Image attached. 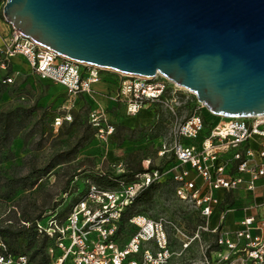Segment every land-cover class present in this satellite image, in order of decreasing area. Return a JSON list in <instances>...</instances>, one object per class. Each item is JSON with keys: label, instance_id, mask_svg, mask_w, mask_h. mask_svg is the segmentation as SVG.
<instances>
[{"label": "built area", "instance_id": "1", "mask_svg": "<svg viewBox=\"0 0 264 264\" xmlns=\"http://www.w3.org/2000/svg\"><path fill=\"white\" fill-rule=\"evenodd\" d=\"M3 52L8 59L22 57L41 81L62 87L68 98L64 109L68 111L76 110L77 100L94 93V86L101 83L105 72L64 58L16 31ZM2 68L5 70V65ZM122 76L110 100L117 108L124 107L129 116L177 102L181 89L174 84L170 87V81L160 74L155 78ZM14 83L13 76L4 81L7 86ZM203 109L198 101L195 112L184 121L178 120L173 111L176 119L172 147L163 145L159 152L160 158L168 154L172 157L163 168H150L152 163L148 161L145 174L136 176L132 183L120 181L112 191L91 185L64 222L51 217L47 227L38 224L40 233L55 240L49 250L53 264H167L171 255L168 223L164 219L133 217L130 226L137 231L124 247L119 246L125 208L149 187L160 186L166 180L174 184L181 202L196 208L202 220L200 231L216 235V249L211 251L212 262L208 264H264V202H254L245 209L263 216L245 217L238 230L230 233L226 231V221L231 208L224 207L220 197H230L241 189L256 195L264 188V116L229 119L211 126L201 113ZM72 121L69 114L57 118L54 127L58 131L65 122ZM89 121L97 129L98 139L107 141L114 135L115 127L108 124L104 109L91 110ZM118 171L119 176L127 173L123 166ZM216 212L218 223L213 227ZM145 245H152L154 250H144ZM0 264H29V258L0 255Z\"/></svg>", "mask_w": 264, "mask_h": 264}, {"label": "water", "instance_id": "2", "mask_svg": "<svg viewBox=\"0 0 264 264\" xmlns=\"http://www.w3.org/2000/svg\"><path fill=\"white\" fill-rule=\"evenodd\" d=\"M4 18L79 64L160 74L214 116H264V0H7Z\"/></svg>", "mask_w": 264, "mask_h": 264}, {"label": "rangeland", "instance_id": "3", "mask_svg": "<svg viewBox=\"0 0 264 264\" xmlns=\"http://www.w3.org/2000/svg\"><path fill=\"white\" fill-rule=\"evenodd\" d=\"M6 3L7 0H0V83L7 74L14 77L15 83L0 95V113L23 104L24 97L29 100V96L32 101L29 105L38 101L36 119L44 116L47 132L41 148H36L38 139L35 145L31 142L25 145L22 139L14 142L10 162L0 164V185L6 178L15 175L27 177L33 170L44 168L55 154L74 147L80 136L76 129L70 135H63L60 129L57 131L54 127L57 118L66 117L72 112L63 108L67 106V102H64L65 92L42 82L22 57L8 59L4 54L3 51L10 46L14 31L4 18ZM7 61L12 68L10 73L7 67L5 70L2 68ZM121 78L123 76L119 73L105 71L102 81L110 89V95L104 94L106 93L104 89L97 92V95L107 103L105 115L108 124L114 126L115 130L122 128L124 143L120 145L118 139L110 138L104 141L95 137L70 165L53 172L45 178L39 188L19 193L10 201L0 200V226L16 221L13 212L14 210L19 212L17 208L19 203L24 208H30L33 217L47 211L66 213L65 211L72 204V194L87 190L96 173L118 175L119 166H123L125 171L131 173L139 167L146 169L148 161L152 163L150 168L161 169L171 159L172 154L160 158L159 152L163 145L172 147V126L176 119L173 111L178 120L184 121L197 109V98L188 91L180 90L176 103H169V106H155L140 115L129 116L124 107H112L113 103L110 100ZM168 84L174 87L173 83L168 82ZM170 97H167L169 102ZM92 108L94 109V106H90L89 110ZM87 111L88 109L85 112ZM201 113L211 126L225 121H221L223 118H217L206 109L201 110ZM67 131L66 129L65 133ZM4 158L5 155L0 153V161ZM137 211L151 221L160 219L167 221L171 255L167 264L212 262L210 253L216 249V235L200 231L202 220L198 211L191 204L183 203L177 198L175 186L170 180L164 181L159 186L150 207H140ZM17 219H20V216H17ZM136 231V228L126 225L119 246L124 247ZM66 245L69 246L70 242H66ZM143 249L154 250V247L145 245ZM137 258L141 260L142 254ZM38 261L32 264H37Z\"/></svg>", "mask_w": 264, "mask_h": 264}, {"label": "trees", "instance_id": "4", "mask_svg": "<svg viewBox=\"0 0 264 264\" xmlns=\"http://www.w3.org/2000/svg\"><path fill=\"white\" fill-rule=\"evenodd\" d=\"M5 67L12 72L9 61L4 63ZM7 76L0 83V95H3L8 87L4 81L11 77ZM29 100L24 97V103L19 104L17 107L0 113V153L5 155V158L0 161V164L10 162L12 155V146L17 139H22L25 145L29 142L38 144L36 148L42 147V141L46 135V121L44 116L36 119L38 112V101L33 105ZM88 109L87 112H85ZM89 107L86 106L81 111L73 110L71 112L72 123H64L60 128L63 135H70L75 129L80 133L77 143L74 147L66 152L55 154L47 163V165L39 170H33L27 177H19L17 175L4 179V183L0 185V200L10 201L15 199L19 193L35 190L39 188L45 178L51 175L58 169H62L76 158V156L83 150L89 143H91L97 135L95 129L89 121ZM33 124V125H32ZM32 126V127H31ZM68 130L65 133V130ZM120 129H116L113 139H118L119 144L124 143ZM147 171L142 167L135 169L133 172H127L124 175H110L108 173H96L92 178L91 185L103 191L115 190L120 181L132 183L136 180V176L143 175ZM91 185L88 186L84 192H75L72 194V204L65 211L66 213H57L55 211H47L44 214L33 217L32 211L28 207H22L20 203L17 205L19 212L14 210L16 221L10 222L7 225L0 226V255L12 256L18 258L26 256L29 258V264L36 262L37 264H53L49 255V250L54 246L55 240L50 238L46 233H40L38 224L44 227L48 226L51 217H54L59 223L64 222L72 209L77 205L88 193ZM159 190L158 185H152L147 190L142 192L132 204L125 208L122 213V220L120 222L119 235L123 234L126 225H130V220L140 215L137 211L140 207H150L153 204L156 193ZM50 214V215H49ZM49 215V216H47ZM20 216V219H17ZM3 246L7 248L5 251Z\"/></svg>", "mask_w": 264, "mask_h": 264}, {"label": "crops", "instance_id": "5", "mask_svg": "<svg viewBox=\"0 0 264 264\" xmlns=\"http://www.w3.org/2000/svg\"><path fill=\"white\" fill-rule=\"evenodd\" d=\"M44 82V81H42ZM52 87L60 88L63 90L66 94V91L59 86L52 85L48 82H44ZM104 89L106 90V95H110V89L107 88V84L105 82L101 81V83L97 84L94 86L93 90L94 93L92 95H86L82 97L81 99L77 100L76 103V110L83 109L86 106L88 107H93L91 110H101V109H106L107 108V103L101 100V96L97 95V92H101L100 90ZM118 87L116 88L117 91ZM115 91V92H116ZM67 94L64 98V102H67ZM66 106V105H65ZM63 106V108L65 107ZM112 107H116V105L113 104ZM220 197L223 199L224 202V207L231 208V213L227 217L226 221V231L233 233L236 232L239 228L240 222L247 216H257V215H262L259 212L256 211H249L247 212L245 209L249 208L254 205V202L262 203L264 202V188H260L259 191L257 192L256 195H250L247 193L244 189H241L233 195H230V197H225L223 194H220ZM235 198V199H234ZM238 213V215H237ZM217 217H218V212L215 213V216L212 220V226L216 227L217 225Z\"/></svg>", "mask_w": 264, "mask_h": 264}, {"label": "bare ground", "instance_id": "6", "mask_svg": "<svg viewBox=\"0 0 264 264\" xmlns=\"http://www.w3.org/2000/svg\"><path fill=\"white\" fill-rule=\"evenodd\" d=\"M164 77V76H163ZM141 78H143V77H141ZM166 78V77H165ZM167 79V78H166ZM170 81V80H169ZM170 82H172V81H170ZM174 85H176L178 88H180L181 90H184V91H189L188 89H186V88H183V87H180V86H178L177 84H175L174 82H172ZM190 92V91H189ZM206 109V108H205ZM207 110V109H206ZM208 111V110H207ZM217 118H222V117H218V116H216ZM225 120V121H224ZM229 119H227V118H223V119H221V121H224V122H226V121H228Z\"/></svg>", "mask_w": 264, "mask_h": 264}]
</instances>
